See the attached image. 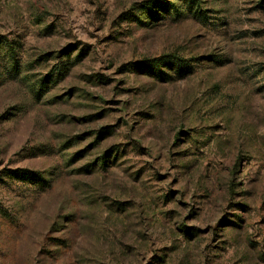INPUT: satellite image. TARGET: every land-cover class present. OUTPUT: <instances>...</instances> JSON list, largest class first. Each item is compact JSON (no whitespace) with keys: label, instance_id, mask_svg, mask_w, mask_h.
Segmentation results:
<instances>
[{"label":"rangeland","instance_id":"374dc122","mask_svg":"<svg viewBox=\"0 0 264 264\" xmlns=\"http://www.w3.org/2000/svg\"><path fill=\"white\" fill-rule=\"evenodd\" d=\"M0 264H264V0H0Z\"/></svg>","mask_w":264,"mask_h":264},{"label":"trees","instance_id":"16d2710c","mask_svg":"<svg viewBox=\"0 0 264 264\" xmlns=\"http://www.w3.org/2000/svg\"><path fill=\"white\" fill-rule=\"evenodd\" d=\"M8 175L10 177H17L18 179L22 181H30L32 184V181L34 184L40 183V182H46L44 179L40 178V175L33 174L32 172H28L27 170L17 169V170H11L9 171Z\"/></svg>","mask_w":264,"mask_h":264}]
</instances>
